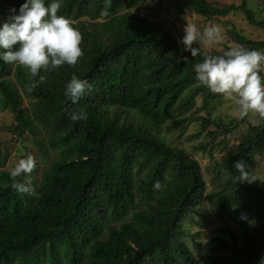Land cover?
Returning <instances> with one entry per match:
<instances>
[{
	"label": "trees",
	"instance_id": "16d2710c",
	"mask_svg": "<svg viewBox=\"0 0 264 264\" xmlns=\"http://www.w3.org/2000/svg\"><path fill=\"white\" fill-rule=\"evenodd\" d=\"M171 1L179 15L216 19L242 12L264 31V19L247 0L228 6ZM0 2L4 21L23 0ZM143 3L149 0H61L58 14L80 31L83 55L75 65L43 70L45 80L31 90L36 77L0 61V108L14 115L11 135L34 146L42 160L35 158L27 179L17 178L30 182L32 193H19L6 169L8 149L0 146V264H260L264 257V184L232 179L237 159L256 175L264 117L217 158L219 131L233 132L245 116L228 124L212 117L213 104L224 96L201 85L193 70L201 53L219 55L231 46L198 47L193 57L169 30L130 11ZM230 34L237 45L264 51V40L235 27ZM73 73L91 85L76 105L63 95ZM70 108L87 119L71 121ZM202 111L206 117L197 114ZM171 120L200 123L210 158L205 169L167 139ZM212 219L221 226L203 250L197 237Z\"/></svg>",
	"mask_w": 264,
	"mask_h": 264
},
{
	"label": "clouds",
	"instance_id": "9594fccd",
	"mask_svg": "<svg viewBox=\"0 0 264 264\" xmlns=\"http://www.w3.org/2000/svg\"><path fill=\"white\" fill-rule=\"evenodd\" d=\"M60 7L61 0H23L18 8L9 10L6 20L0 21V61L26 68L32 77H36L30 82L29 90L45 80L41 74L43 70L51 71L64 64L75 65L83 55L81 33L68 18L58 14ZM100 14L107 15V10L102 9ZM221 38L216 25L206 28L203 34L195 25H188L178 43L183 45V51L195 57L200 49L193 46V42L212 44ZM201 54L203 59L193 64L197 81L212 93L232 99L241 116L251 111L264 117V75L261 74L264 72V51L237 45L226 48L219 55ZM87 91H91L89 82L73 73L64 85L63 95L71 105H76ZM68 115L73 122L87 119V114L76 108H70ZM34 167V158L29 154L8 170L12 187L17 192L32 193L31 183L17 178L24 176L27 179ZM233 167L236 174L232 179L236 184H251L258 179L247 170L243 160L233 161ZM153 188L159 189L160 182L155 181ZM245 218L241 216V219ZM260 264H264V257Z\"/></svg>",
	"mask_w": 264,
	"mask_h": 264
},
{
	"label": "rangeland",
	"instance_id": "374dc122",
	"mask_svg": "<svg viewBox=\"0 0 264 264\" xmlns=\"http://www.w3.org/2000/svg\"><path fill=\"white\" fill-rule=\"evenodd\" d=\"M212 4L217 6H228L230 4L240 5L242 0H209ZM249 7L254 11L258 19H264V0H247ZM0 6L2 3L0 2ZM10 10V9H9ZM5 15V20L10 15V12ZM130 11L138 13L142 16L149 18L151 21L160 24L167 30H169L178 39L184 35V29L188 25H195L199 33L203 34L204 30L212 25H216L220 30V36L222 37L216 43H207L201 41L199 43L193 42V46L200 47L204 50L220 51L226 46H237L230 34V29L235 27L238 31H241L243 35L249 39L262 41L264 40V31L248 23L246 16L242 12L232 13L227 17H219L216 19L204 18L193 12H185L182 15L175 13L171 0H162L154 3H143L135 8H131ZM180 48L183 49V45L178 43ZM240 46V45H238ZM12 68L10 76L14 73ZM264 75V72L261 73ZM23 93V105L30 107L31 99ZM198 115L206 117V112H199ZM245 116V120L241 122L240 126L229 134H225L223 130H220V136L215 141L217 146L215 155L220 158L224 153L235 145L240 137L250 129L251 125H255L259 122L261 117L254 113L249 112ZM212 117L219 118L225 121L227 124L231 120L239 122L243 116L239 114L238 106L232 99L223 97L220 101L213 104ZM15 124L14 115L8 109L0 108V146L3 149H8L9 160L7 162L6 169L9 170L20 159L27 155H33L34 160L37 158L41 163L40 157L36 154L35 147L26 142H16L15 138L11 135V130ZM217 130L216 128H211ZM200 131V123H190L188 126H178L173 120L165 125V133L167 139L172 143L185 148L186 151L192 154L205 169L209 165L210 158L203 150L205 148L206 138ZM223 132V133H222ZM27 145V146H26ZM26 146V147H25ZM27 149H30L27 151ZM36 160V161H37ZM43 164L40 165V172L43 169ZM256 175L259 180L264 184V156L259 159V164L256 170ZM205 177L208 176L205 172ZM221 226V223L215 219L211 222H203L201 227L203 232L197 237L202 243V249H207V244L211 241L212 236L216 233V229Z\"/></svg>",
	"mask_w": 264,
	"mask_h": 264
}]
</instances>
